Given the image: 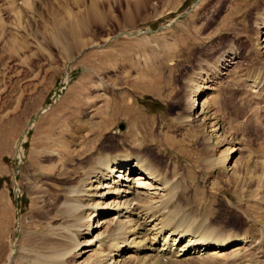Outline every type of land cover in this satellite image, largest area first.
<instances>
[{
	"label": "rangeland",
	"instance_id": "obj_1",
	"mask_svg": "<svg viewBox=\"0 0 264 264\" xmlns=\"http://www.w3.org/2000/svg\"><path fill=\"white\" fill-rule=\"evenodd\" d=\"M23 1L0 0V227L5 231L0 235V264H36L38 256L50 253L53 242L72 247L68 234L76 225L66 228L72 216L64 219L62 214L57 220L41 212L50 193L60 191V206L78 192L85 200H98L99 212L105 210L94 216L93 206L86 208L92 214L89 227H80L87 234L79 239L87 242L61 257L65 264H89L98 251L109 263L134 264L149 252L143 247L150 244L148 239L141 245L135 240L142 235L150 239L161 226L154 224L158 219L149 217L145 225L140 218L146 229L134 226V233H127L132 244L127 242L116 254L100 241L109 224L138 218L125 213L128 196L109 191L102 196L97 182L86 185V193L77 191L100 169L101 159L124 154L151 157L156 164L164 161L157 166L170 185L178 184L175 192H182L180 214L191 223L207 219L227 234L248 235L228 241L220 252L229 255L239 245L240 260L264 264V0H33L32 9ZM17 8L24 11L21 24ZM257 75L263 76L260 83L253 80ZM136 79L155 82L158 89L144 91L132 84ZM126 105H132L131 112ZM121 107L125 115H120ZM59 115L68 118L59 129H77L74 138L62 136L73 151L64 159V171L52 154L53 137L45 131ZM214 121L217 130L210 126ZM169 137L174 147H166ZM233 144L237 149L226 169L209 167L210 159ZM176 165L181 166L178 174L172 171ZM46 166L55 168L52 175ZM149 179L139 189L144 201L138 203L161 204L168 188H157ZM121 209L125 214L117 213ZM167 234L158 233L155 245L163 246L166 238L175 250L186 244L188 235L173 240ZM204 247L190 250L192 264L215 248ZM225 260L218 263L228 264Z\"/></svg>",
	"mask_w": 264,
	"mask_h": 264
},
{
	"label": "bare ground",
	"instance_id": "obj_2",
	"mask_svg": "<svg viewBox=\"0 0 264 264\" xmlns=\"http://www.w3.org/2000/svg\"><path fill=\"white\" fill-rule=\"evenodd\" d=\"M32 1L33 0H24L23 1V6H26V7L30 8V9H32V7H33ZM17 9L18 10L16 11V18H17V21H19V23H20L21 22V18L23 17V12L24 11L20 10L19 8H17ZM13 23H15V22H13ZM17 24H18V22H17ZM77 30H79V29L77 28ZM77 30H76V28H74V31H77ZM235 58H237V54L235 56H232V57L226 59L225 61H229L230 62V60H234ZM262 78H263L262 75L261 76L257 75V76H254L253 80L254 81H259V83H260L263 80ZM107 79L110 80V77H107ZM151 79L153 80V78H151ZM136 80L135 81H131L132 84L143 88L142 90H144V91L148 90V91H153L154 92V91H156L158 89L157 85H155V82L151 83L149 81H145L144 82V81L141 80L142 83H138V82H141V81L137 80L138 81L137 82ZM158 80L159 79H157V80L154 79V81H156V83H157ZM106 86L108 88H111V86H109V84H106ZM200 86L201 85H199V87L197 88L198 91H199ZM200 92H202V90ZM214 101L215 100H213V102ZM216 103H217V101H216ZM123 105H125V104H123ZM131 106L132 105H126L125 107H123V106L122 107L125 108L127 111H129L132 108ZM122 107H121V110H122ZM189 108H191L190 110H192L193 106H189ZM115 109H118L117 105L114 106V109L111 110V111L114 112ZM122 111H124V109ZM125 111H124V113H120V115L121 114L125 115ZM130 112H131V110H130ZM130 112H128V113H130ZM114 114L112 113V116ZM126 114H127V112H126ZM115 116H116V114H115ZM189 117L187 115V118H189ZM65 121H68V118L66 119L64 115H62V116L59 115L56 119H53L52 122L50 121L51 123L50 122L48 123V130L47 129L45 130L46 132H49L52 135L51 138L53 137L52 140H54V142L51 144L52 145V154L53 155L54 154L57 155V157L59 159L58 163H60L61 166H62L61 167L62 171L67 170V168H64V167H66V166H64L65 165L64 164V159L65 158H69L68 156L73 152L71 149H68L69 146H70V145L68 146L69 141H67V140L64 141L62 136L70 135V137L74 138V134L77 135V129L75 130L76 133H74L75 127H73L74 129H72V130H70V129L66 130V129H63V128L59 129V126ZM108 124H110V123H108ZM217 124H218V122H216V121H214L212 123L210 122V126L213 127L214 130H217V128H218ZM53 135H55V136H53ZM216 137H217L218 141L221 143L222 139L220 138V136H216ZM48 139L49 138H48V135H47L46 136V140H48ZM52 140H51V142H52ZM223 141H224V139H223ZM72 142H75V141L73 140ZM216 143H218V142H214V144H216ZM174 144H175V142L173 141V139L171 137H169L167 139V141L165 142L166 147L167 146H173L174 147L175 146ZM23 146L24 145L21 144L20 148L18 150H16V151H18L19 154H21L23 152ZM235 148H236V146L234 144L230 145V146H228V149H225V151L223 152V154L221 156L213 158V159H210L209 160L210 161L209 162V167H211V166L214 167V166L219 165V166H222V168L226 169V167H228V164H229V162H227V161H229L228 159H230L229 157H230V155H232L231 153H233L235 151ZM183 150L184 149H182V152H183ZM187 154H188V152H187ZM165 156L170 158L172 155H168L167 156L165 154ZM88 159H90V157H88ZM164 163H165L164 161H161L159 164H161L163 166ZM157 164H156L155 161H153L151 159V157L143 158L139 154L134 155V156H133V154L132 155L124 154V155H119L116 158L111 157V158H107V159H103V160L101 159L99 161L100 167H98L100 169L99 170H95V175L88 177V179H90V181L88 183L85 182V181L82 182V186L83 187L81 189H78L77 191L85 190L84 192L86 193L87 190H86V188L84 189V187L86 185H88V184L92 185L95 182H97V184L95 185V188H97L96 191L98 189H101V187H103V189L100 191V195H102V196H103V194L108 193L107 191L114 192L116 194L119 193V192L121 194L123 192H125V195L128 196L125 199V201H124V203H126V206L124 207L125 208V213L129 212L130 215H133L135 213L137 215V217H138L137 219H134V217H133V219H129L128 220L129 222L128 221H124L123 219H119L116 223L109 224L110 228L108 229V233L102 238L103 241H100V240L99 241L102 242L103 244L104 243L108 244L109 248L110 247L113 248V250H115V253L119 254L120 250L126 249L124 247V244L127 245V242H128V244H132V242L131 243L129 242V239L127 237V233L128 234L130 233V235L132 233H134V230L137 229L134 226H138L140 229H142L143 227H144V229H146L145 225L148 223V218L150 217V219L154 220V221L156 219H158V221H156L154 224L157 225L158 223H160L161 226L159 227V230H156V231L154 230L155 233L152 234V237H150V239L149 238L145 239L144 235H142V238L140 240H138V241H136L134 239L135 242H137V244H139V245L142 244L141 241H143V240L146 241L147 239H148V242L150 243L149 245L147 244V245L143 246V247H145V249H148L149 252H146V253L142 254L140 259L137 262L135 261L134 264H192L193 260L191 258H193V257L190 256L188 253L192 249L195 250L197 245H200V246L202 245V247H203V245H205L204 248L211 247L213 245L215 247V248L211 249L213 252H209L208 254L206 253L207 257L205 256L202 259H199V261H200L199 264H215V263H218V262H220L222 260H225V259H226L225 261L229 260L228 264L244 263L245 262L244 260H240L241 259V257H240L241 254H238V252H237L238 248L240 247L239 245H234L233 248L230 249L231 252H233V253H231L229 255L226 254V251H225L226 255L225 254L222 255V252H220V250H221V248L223 247L224 244L228 243V241L236 240L237 237H241L242 239H244V237L248 236V235H246V234L243 235L242 233L239 234V235L231 234V233L227 234L223 230H220V229H218L216 227H213V226L211 227L209 223L204 222L207 219L201 221L200 223H198V222L195 223L196 220L194 221V223H191L192 220H190V218H186V216H184V215L182 216V214H180L181 208L179 207V203L177 205V201H179V199H181L179 197H180V194L182 192L180 194H177V192H175V189L178 187V184L170 185V179H168L167 176H165L164 173H162L163 172L162 168L157 166ZM177 165L172 170L174 174H178L179 173V169L181 168V166H180L181 164L179 165L178 168H177ZM44 168H45V172L49 173L51 175L53 174L52 170L55 169L54 167L50 168L48 166H46ZM182 168L186 169V171L188 170L187 166H184ZM135 170H138L139 172L133 174V172ZM189 170H188V172H189ZM250 171H251V169L249 167H247L246 168V174H249ZM65 173H67V175L69 174L68 172H65ZM126 174H127V176H125ZM122 175H123V178H122ZM118 176H119V178H117V180H115V178L118 177ZM67 177H65L64 179H66ZM133 177H134L135 180H132ZM147 178H150L151 180L149 179L148 181L152 182V183H155V186L156 187L158 186L157 188H159V186H161V189H163V190L165 188H168L166 193H164L165 197H164V195L161 196V198H162L161 199V201H162L161 204L157 205V202L156 203L152 202V203H149V205L148 204L147 205H141L140 203H138L140 200H142L144 198L143 192L141 190H139V189H140V187H142V184H143L144 181L147 182V180H145ZM86 179H87V177H86ZM193 179H192V181H193ZM104 182H107V183L105 184ZM119 182H120V184H119L120 186L118 185ZM99 184H101V187H99ZM102 185H104V186H102ZM121 185H124L125 188H122ZM107 186L109 187L108 190L105 189V187H107ZM143 186H144V184H143ZM148 186H150V185H148ZM179 187H180V185H179ZM153 188H154V185H153ZM55 189H56V192H57V190L60 191L59 190L60 188L59 189L55 188ZM182 189H184V185L182 186ZM182 189L180 191H183ZM185 190H186V188H185ZM185 190H184V192H185ZM200 190L202 191V189H199V192H200ZM129 194H132L133 196L129 197ZM63 195L64 194L61 191L59 193H54V194H53V192L50 193L51 199L49 200L48 203L46 202L47 205L44 206V209L42 208L43 211H41V212L44 213V215L42 214L43 216H45V214H46V216H49V217L54 218V219L56 218L57 220H59V218H61V217H57V216H60L62 214H64L63 215L64 219H66L69 216L70 217L72 216L73 219H72L71 223L68 222L66 228H68L67 230H72V228L70 226L71 225H76V228L72 231L73 234H70V236L68 234V237L70 238V241H72V242L69 241L70 243L68 242V244L72 243L73 245H72L71 248L67 247L68 245H67L66 241L65 242H62V241L58 242L57 243L58 245L56 244V242L55 243L53 242V244L49 243L50 247H49V245H48V247L51 248L50 249V253L41 254L40 256H38L37 259L35 260V261H37V263L35 262L36 264H63L65 261L61 257H63L64 255L66 256L69 253V251L71 252V250H73L72 248H76L79 245H82L83 242H87L85 240L84 241L83 240L80 241V239H79L80 235L87 234V233H83V231L81 230L80 227L82 225H85L86 227H89L88 224H87L88 223L87 221H89V217L92 214V213L90 214L88 211L86 212V208H89V206H93L91 208L93 209V212H94L93 215L94 216L95 215L99 216L100 214L105 212V210L102 211V212L100 211L101 213L98 211V209H101V206L99 205L98 200L95 201L93 199V201H91L92 198H90V199L87 198L85 200L83 197L80 196V194H78V192L75 195V198H72L69 203H67V204H65L63 206H60L58 201L61 199V196H63ZM52 198H53V200H52ZM136 198L138 200L137 201L138 204H137V206H134L133 208H131L132 202ZM142 201H144V200H142ZM147 201H148V199H147ZM90 204H92V205H90ZM170 204H172L174 206H172ZM167 206H170L168 208L169 210L165 209ZM139 209H140V211H138ZM118 212H119V215H121L123 210L122 209L121 210H117V213ZM198 212H199V209H198ZM207 213H208L207 215H209L208 211H207ZM202 216H203V214H202ZM205 217H206V215H205ZM85 218H88V219H85ZM140 218H143V220L145 222L144 223L145 225L140 226V224H139ZM212 219H213V216L211 217V220ZM91 220H92V218H91ZM209 220H210V217H209ZM96 226H98V225H96ZM133 227H134V230L132 231ZM120 229H122V230H120ZM165 229L168 230V232H169V234H167V235H171V236L173 235V237H171L173 240H175V237H177L179 235H180L179 236V240H181V236H184V234H185V236L188 235V238L185 240L186 244L181 246L180 250H179V247H178L177 250H175V249H172V247H171V245L173 243L171 241H168L169 239L167 240V238L166 239L164 238L165 239L164 240L165 243L163 244V246H161V247L160 246H156L155 244L158 242L156 240L157 237H158L157 234L161 233V235H162V233L164 231H166ZM3 231H4L3 230V226H1L0 227V235H1V233L5 232V231L4 232ZM138 231H139V229H138ZM121 232L123 233L122 235H120ZM141 232H143V231H141ZM45 237L48 238V239L44 238V239L48 240V241H46V243H48L50 241L49 240V238H50L49 234L47 236H45ZM117 237L119 238L118 240L116 239ZM44 239H42V240H44ZM134 240H133V242H134ZM154 240H156L157 242L154 241ZM51 242H52V240H51ZM100 242H99V244H102ZM167 242H169V243H167ZM99 246L103 247V245L102 246L99 245ZM0 249H4L2 247V245H1V240H0ZM47 250H49V249H47ZM111 250L112 249H110V251ZM214 252H216V253L218 252V253L213 255ZM13 253H14V247L11 249V251H10V253L8 255L7 261H9V259H11V256L13 255ZM100 253H101L100 251L96 252V254H95L96 257L94 259L92 258L93 261L92 262L90 261L89 264H105V263L106 264H112V262L109 263V259L107 257L102 258L101 257L102 254L100 255ZM108 254H110V253H107L106 255H108ZM42 255H45V256H42Z\"/></svg>",
	"mask_w": 264,
	"mask_h": 264
},
{
	"label": "water",
	"instance_id": "obj_3",
	"mask_svg": "<svg viewBox=\"0 0 264 264\" xmlns=\"http://www.w3.org/2000/svg\"><path fill=\"white\" fill-rule=\"evenodd\" d=\"M120 127L124 128V123H121Z\"/></svg>",
	"mask_w": 264,
	"mask_h": 264
}]
</instances>
